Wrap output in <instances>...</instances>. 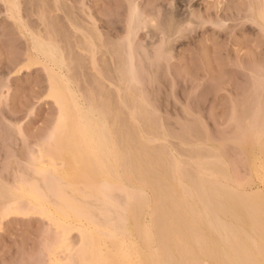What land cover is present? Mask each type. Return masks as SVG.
Segmentation results:
<instances>
[{
    "label": "rangeland",
    "instance_id": "obj_1",
    "mask_svg": "<svg viewBox=\"0 0 264 264\" xmlns=\"http://www.w3.org/2000/svg\"><path fill=\"white\" fill-rule=\"evenodd\" d=\"M131 129L264 199V0H0V264H122Z\"/></svg>",
    "mask_w": 264,
    "mask_h": 264
},
{
    "label": "bare ground",
    "instance_id": "obj_2",
    "mask_svg": "<svg viewBox=\"0 0 264 264\" xmlns=\"http://www.w3.org/2000/svg\"><path fill=\"white\" fill-rule=\"evenodd\" d=\"M171 16L172 22L184 20L175 11ZM129 130L121 135V145L128 149L121 163L131 170L134 186L121 191L124 202L114 213L115 230L107 232L105 226L111 241H127L120 254L122 264L129 263L132 255L135 264H264V199H258L260 193L237 191L214 175L190 177L176 160L165 165L162 156L145 155L138 146L130 150L139 138ZM111 252L104 264H114L116 252Z\"/></svg>",
    "mask_w": 264,
    "mask_h": 264
}]
</instances>
